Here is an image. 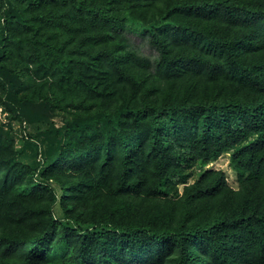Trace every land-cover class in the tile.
Masks as SVG:
<instances>
[{"label": "trees", "instance_id": "obj_1", "mask_svg": "<svg viewBox=\"0 0 264 264\" xmlns=\"http://www.w3.org/2000/svg\"><path fill=\"white\" fill-rule=\"evenodd\" d=\"M0 106V264H264V0H0Z\"/></svg>", "mask_w": 264, "mask_h": 264}, {"label": "rangeland", "instance_id": "obj_2", "mask_svg": "<svg viewBox=\"0 0 264 264\" xmlns=\"http://www.w3.org/2000/svg\"><path fill=\"white\" fill-rule=\"evenodd\" d=\"M130 39L137 44L139 49L145 54H148L152 59L156 60L157 53L150 45L149 41L142 38V34L139 31L128 30ZM7 112L0 106V127L4 126L5 129L9 127L12 130V135L15 137L17 147L23 152L19 154V159L26 161L31 160L35 154L36 147L38 151L44 152L43 149L50 148L55 140L58 130L62 128L63 117L57 116L52 120V123L47 125L46 128L33 127L25 124L23 128L18 123H13L8 126ZM37 129V130H36ZM34 149V150H33ZM229 154L222 155L214 163L213 168L223 169L227 173V180L233 188H237V176L230 165ZM195 178V177H194ZM179 190L182 192L183 185L179 186Z\"/></svg>", "mask_w": 264, "mask_h": 264}, {"label": "built area", "instance_id": "obj_3", "mask_svg": "<svg viewBox=\"0 0 264 264\" xmlns=\"http://www.w3.org/2000/svg\"><path fill=\"white\" fill-rule=\"evenodd\" d=\"M213 166V163L212 164H210V167H212Z\"/></svg>", "mask_w": 264, "mask_h": 264}]
</instances>
